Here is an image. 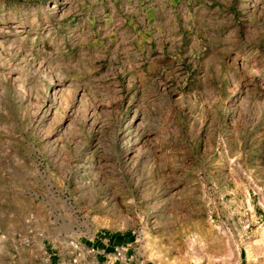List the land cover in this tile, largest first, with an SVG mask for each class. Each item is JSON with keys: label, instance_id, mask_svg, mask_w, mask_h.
<instances>
[{"label": "rangeland", "instance_id": "obj_1", "mask_svg": "<svg viewBox=\"0 0 264 264\" xmlns=\"http://www.w3.org/2000/svg\"><path fill=\"white\" fill-rule=\"evenodd\" d=\"M147 263L264 264V0H0V264Z\"/></svg>", "mask_w": 264, "mask_h": 264}, {"label": "crops", "instance_id": "obj_2", "mask_svg": "<svg viewBox=\"0 0 264 264\" xmlns=\"http://www.w3.org/2000/svg\"><path fill=\"white\" fill-rule=\"evenodd\" d=\"M114 244H115V239H113V237H110L109 241H105L103 237L99 236L94 240L91 246L92 248L95 249V251L98 252L97 258H99V256H103V254L112 252L115 249ZM147 264H160V263H147Z\"/></svg>", "mask_w": 264, "mask_h": 264}, {"label": "bare ground", "instance_id": "obj_3", "mask_svg": "<svg viewBox=\"0 0 264 264\" xmlns=\"http://www.w3.org/2000/svg\"><path fill=\"white\" fill-rule=\"evenodd\" d=\"M253 245V244H252ZM254 257V250L252 246H249L248 248V258L252 259ZM254 259V258H253Z\"/></svg>", "mask_w": 264, "mask_h": 264}]
</instances>
